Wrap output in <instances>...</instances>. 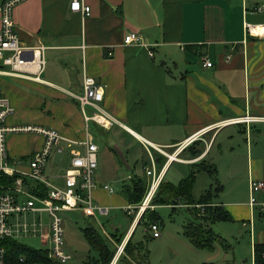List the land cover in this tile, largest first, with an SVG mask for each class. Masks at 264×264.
<instances>
[{
	"label": "crops",
	"instance_id": "obj_1",
	"mask_svg": "<svg viewBox=\"0 0 264 264\" xmlns=\"http://www.w3.org/2000/svg\"><path fill=\"white\" fill-rule=\"evenodd\" d=\"M71 1L27 0L14 9L13 22L20 41L27 46L43 45L52 70L43 78L45 69L41 82L17 79L30 83L33 92L11 87L8 91L22 96L25 103L31 101L34 106L29 108V115L37 114L48 123L47 129L56 130L67 141H83L87 126L98 147L93 199L108 209L107 216L117 210L126 216L124 226L107 222L108 231L103 230L107 236L125 234L124 246L132 240L143 214L139 206L129 205L120 194L133 175L145 176L150 183L145 170L153 163L161 183L175 163L206 161L213 138L225 128L242 126L245 137L252 126L264 125V121L233 123L247 115L264 119V38L248 35L246 30L247 24L264 25V0H81L91 9L87 17L72 12ZM130 33H137L146 46L125 45L124 38ZM169 60L173 71L167 65ZM204 60L213 67L205 68ZM84 76L104 86L99 108L115 119L111 127L85 122L77 101ZM84 111L87 116L93 112L88 107ZM209 133L212 136L206 140L204 136ZM191 137V144L199 141L204 146L196 159L187 157L191 144L186 145V141ZM38 138L36 146L17 148L16 154L8 146L10 155L26 158L40 150L42 139ZM246 145L249 147L248 142ZM73 149L82 151L83 147L73 144L64 154H57L52 167L59 172L51 176L70 167ZM66 157L68 161H64ZM157 158L164 163L161 168L155 164ZM260 180H264V146L249 158L246 195L220 203L231 222H240L249 236L256 227L249 206V186L251 181ZM50 181L63 187L60 179ZM129 206L131 214L125 211ZM128 215L134 216L132 222ZM257 217L263 219L264 212L258 211ZM151 225L159 229L158 222ZM100 227L104 229L103 223ZM145 227L146 233L151 231L150 225ZM221 228L226 240L234 239L231 227ZM260 237L262 241L252 247L264 244L263 231L258 233Z\"/></svg>",
	"mask_w": 264,
	"mask_h": 264
},
{
	"label": "built area",
	"instance_id": "obj_2",
	"mask_svg": "<svg viewBox=\"0 0 264 264\" xmlns=\"http://www.w3.org/2000/svg\"><path fill=\"white\" fill-rule=\"evenodd\" d=\"M24 1L26 0H0V76L41 82L40 78L46 69V48L41 44L27 46L22 43L13 22L14 9ZM70 10L82 17L91 13L90 7L81 0H72ZM257 10L262 11L261 8ZM246 30L248 35L264 38V25L247 24ZM124 44L146 46L137 33L126 35ZM203 66L213 67L207 60H204ZM103 98L104 86L93 77L84 76L82 95L77 97V101L83 109L85 122H94L103 128H109L116 121L99 108ZM85 107L94 110L90 116L86 115ZM12 113L9 100L0 91V264H12L8 261L2 241L11 239L20 242L28 238H34L41 243V250L46 252L49 261L66 264L71 259V255L64 248L66 213L78 212L98 222L96 214L101 217L108 214V209L96 205L93 199V191L97 188L95 171L98 166V147L87 126L83 141H67L53 129L9 126L7 119ZM256 121L264 119L247 115L233 120V123L249 124ZM15 133L36 134L42 139L40 150L26 158L11 156L7 147V136ZM193 141L191 137L186 145ZM73 144L83 149L70 151V167L58 175H46L45 168L52 154H64L65 149ZM145 172L151 180L145 198L138 207L139 213L151 209L150 201L160 183L153 163ZM51 179L62 180L63 187L53 184ZM103 188L109 189L108 186ZM249 206L253 210L264 212V180L250 182ZM131 209L129 206L125 211L131 214ZM150 229L153 237L158 238V227L150 225ZM122 252L123 245L119 246L118 255ZM15 264L44 263L22 255Z\"/></svg>",
	"mask_w": 264,
	"mask_h": 264
},
{
	"label": "rangeland",
	"instance_id": "obj_3",
	"mask_svg": "<svg viewBox=\"0 0 264 264\" xmlns=\"http://www.w3.org/2000/svg\"><path fill=\"white\" fill-rule=\"evenodd\" d=\"M46 56V73L43 78L52 70L49 54H45V57ZM157 60L158 59H156V61ZM167 65L172 71L174 70V65L171 60L167 61ZM21 82L22 81L10 77H0V91L9 100L13 98L12 102L13 100L16 101V104L14 102V106L10 101V105L14 111L7 119L8 125L13 127L31 126L50 128L47 126L48 123L39 119L37 114L33 115V113H31V115H29V108L34 106L31 104V101L25 103L22 96L15 95L13 91H8V88L11 87L28 93L31 89L30 83ZM92 111L94 110L92 109ZM24 112L26 115L22 114ZM241 131L242 126L225 128L216 139L213 138V144H211L210 148L205 153L207 154L205 157L206 166L194 167L192 165H180L175 163L171 166L164 181L173 185H178L180 181L186 179L191 173H195V183L192 191V196L195 200H198L206 190L215 188L216 183L220 186L222 185V190L216 200L218 203L229 202L234 200L236 196L242 197L246 195L245 178L248 161L249 158H254L256 150H260L261 147L264 146V125L252 126L245 137ZM92 132L94 135L95 131ZM211 136L212 133H209L206 134L204 138L209 140ZM247 137L249 138L246 139ZM37 139H39L38 136L33 133L10 134L7 136V147H11V153L16 154L14 152L17 148L20 150H30L36 146L34 144L38 142ZM247 142L249 147L246 145ZM196 148H204V146L200 144ZM188 156L190 157L189 152L187 153V157ZM57 157V154H52L45 168L46 175L50 174L48 176H51L59 172L55 170L56 168L52 167ZM66 158H64V161H68V157ZM212 166L216 169L215 178H212L206 171L202 170V168H205L207 171H210ZM50 182L54 183L53 181ZM186 207L187 206L183 203H180L178 206H174L173 203H171L170 205L154 206L153 209H151L159 218L157 221L159 225L158 238H153L152 231L146 233L147 228L144 224L136 227L132 242H144L147 251V264H253L252 244L258 240L262 241V237L258 239L257 236L260 231L264 233V218L258 219V211L256 209L253 210L256 227L254 229L253 222L252 228L254 230L253 234L250 235L251 237L245 229L240 227V222H218L212 225V231L216 235L218 241L224 242L226 245H229V247L223 249L219 244H215L213 249H196L184 236V227L191 221L190 215L194 216L193 213L187 211ZM121 212V210L111 212L107 217H101L96 214V218L99 220V223H97L98 226L100 227L102 223L104 226V229L103 227H100V229L102 231H108L107 222L113 225L119 224L121 227L124 226L125 220L123 218L126 219V216H123ZM90 221L91 219L82 217L80 213H66L64 223L65 232L63 234L64 248L69 255H71V259L66 264H82L80 262L87 257L90 247L80 230ZM149 225H151V223ZM223 225L231 227L230 233L233 232L234 239L226 240V237L222 235L221 227H223ZM127 226L128 225H126L124 229H126ZM246 229L249 231V226ZM20 242L34 250L42 249L41 243L35 239L28 238Z\"/></svg>",
	"mask_w": 264,
	"mask_h": 264
},
{
	"label": "trees",
	"instance_id": "obj_4",
	"mask_svg": "<svg viewBox=\"0 0 264 264\" xmlns=\"http://www.w3.org/2000/svg\"><path fill=\"white\" fill-rule=\"evenodd\" d=\"M200 144L202 143L196 141L187 150L184 149V151L186 150V152L190 153L191 159H196L202 155L204 148H196ZM155 164L161 168L164 163L161 164L157 158ZM203 165L206 166L204 160L192 164L194 167ZM202 170L206 171L212 178H215L216 169L213 166L210 171H207L205 168H202ZM194 183L195 173H191L186 179L180 181L178 185L161 181L150 201V206H163L170 205L171 203L174 206H178L180 203H183L187 206V211L194 214V216L190 215L191 221L184 227V236L190 244L196 249H213L215 244H219L223 249L228 248L229 245L218 241L211 228L212 225L218 222L233 221L220 203L216 202L222 190L221 186L216 183L215 188L206 190L198 200H195L192 196ZM148 185L149 182L145 176L139 177L133 175L131 181L121 187L120 194L129 205L138 207L145 198ZM128 217L130 218V222H132L134 216L128 215ZM158 219V216L151 209H146L137 227L141 224L149 226L150 223H156ZM81 233L90 247L87 257L82 264H114L113 262L118 255V248L122 246L125 234L118 236L109 233L107 236L93 219L83 227ZM1 244L6 249L8 261L12 264H15L22 255L44 264H56L49 261L46 257V252H43L41 249L34 250L11 239H5ZM252 258L253 264H264V244L256 243L253 245ZM115 261V264H145L147 261V251L144 242L134 243L130 238L123 246V252L118 255Z\"/></svg>",
	"mask_w": 264,
	"mask_h": 264
},
{
	"label": "bare ground",
	"instance_id": "obj_5",
	"mask_svg": "<svg viewBox=\"0 0 264 264\" xmlns=\"http://www.w3.org/2000/svg\"><path fill=\"white\" fill-rule=\"evenodd\" d=\"M170 157H171V158H173V160H175V159H174V158H175V156L171 155Z\"/></svg>",
	"mask_w": 264,
	"mask_h": 264
},
{
	"label": "water",
	"instance_id": "obj_6",
	"mask_svg": "<svg viewBox=\"0 0 264 264\" xmlns=\"http://www.w3.org/2000/svg\"><path fill=\"white\" fill-rule=\"evenodd\" d=\"M116 259H117V257H116ZM116 259H115V260H116ZM115 260H114V262H115Z\"/></svg>",
	"mask_w": 264,
	"mask_h": 264
}]
</instances>
